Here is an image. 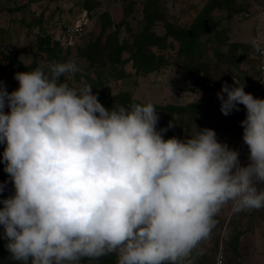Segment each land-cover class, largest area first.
I'll list each match as a JSON object with an SVG mask.
<instances>
[{"label": "clouds", "instance_id": "clouds-1", "mask_svg": "<svg viewBox=\"0 0 264 264\" xmlns=\"http://www.w3.org/2000/svg\"><path fill=\"white\" fill-rule=\"evenodd\" d=\"M249 42L264 54V38ZM77 70L52 61L15 72L11 91L0 81V159L14 188L0 197V237L11 260L83 264L116 253V264H192L225 205L264 207V97L234 80L216 93L225 115L245 106L242 165L212 127L166 138L152 101L107 108L91 85L60 79Z\"/></svg>", "mask_w": 264, "mask_h": 264}, {"label": "rangeland", "instance_id": "rangeland-1", "mask_svg": "<svg viewBox=\"0 0 264 264\" xmlns=\"http://www.w3.org/2000/svg\"><path fill=\"white\" fill-rule=\"evenodd\" d=\"M263 10L264 0H0V81L11 91L19 83L15 72L71 59L78 70L60 79L91 85L105 107L152 101L166 138L185 137L195 123L209 126L240 158L244 105L225 115L216 93L233 80L249 91L258 71L256 52L233 35ZM76 25L84 36L75 41L69 28ZM182 30L199 45L182 51L174 35ZM150 55L160 65L146 69ZM170 120L175 124L169 127ZM4 147L0 143V156ZM0 183L6 185L1 196L14 190L2 159ZM215 219L193 250L192 264H214L220 246L230 257L240 254V240L258 227L264 236V207L234 212L227 204ZM9 257L0 237V264H17Z\"/></svg>", "mask_w": 264, "mask_h": 264}, {"label": "crops", "instance_id": "crops-1", "mask_svg": "<svg viewBox=\"0 0 264 264\" xmlns=\"http://www.w3.org/2000/svg\"><path fill=\"white\" fill-rule=\"evenodd\" d=\"M233 36L239 39V40L236 39V41H241L244 43H250L249 41L256 36L264 38V10L257 17H254L252 18V20L247 22L245 27L243 26L241 30L238 29V34ZM257 54L258 52H256L255 57H257ZM244 108L245 106H243L241 110H243ZM239 141H240L239 160L242 165L247 164L248 163L247 154L249 152V148L247 144L243 141V139L240 138ZM259 229L260 228L258 227L256 232L255 231L247 232V235L240 240L239 243L240 254H236L234 257L231 255L230 257V254L228 253V257L233 262V264H264V236L261 235Z\"/></svg>", "mask_w": 264, "mask_h": 264}, {"label": "built area", "instance_id": "built-area-1", "mask_svg": "<svg viewBox=\"0 0 264 264\" xmlns=\"http://www.w3.org/2000/svg\"><path fill=\"white\" fill-rule=\"evenodd\" d=\"M83 26L76 25L72 28H69V36L72 40L81 39L84 36ZM257 67H258V74L255 76L254 80L250 84L249 92H251L254 96L264 97V54L258 52L257 54ZM246 110L243 109L242 118L245 117ZM243 125H240V136L243 139ZM214 264H231L230 259L228 257V252L224 246H220L217 250L215 255Z\"/></svg>", "mask_w": 264, "mask_h": 264}, {"label": "trees", "instance_id": "trees-1", "mask_svg": "<svg viewBox=\"0 0 264 264\" xmlns=\"http://www.w3.org/2000/svg\"><path fill=\"white\" fill-rule=\"evenodd\" d=\"M188 34H189V31L187 30H182L180 32H174V35H176V37L180 40V43H181L180 49L184 52L186 51V49L195 48L199 45V42L195 39L188 40L187 38ZM160 61L161 60L157 62L156 55L155 56L150 55L147 61L145 62V68L149 69L153 65L157 67L160 65ZM0 197H3V196L0 195ZM116 259H117L116 253H110L107 255H103L93 260H88L87 258H84L87 264H116Z\"/></svg>", "mask_w": 264, "mask_h": 264}]
</instances>
